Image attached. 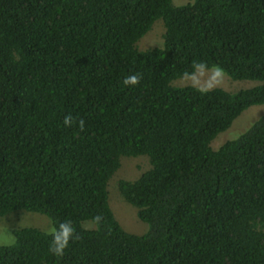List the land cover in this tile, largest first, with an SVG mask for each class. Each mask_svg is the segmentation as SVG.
<instances>
[{"label":"trees","instance_id":"obj_1","mask_svg":"<svg viewBox=\"0 0 264 264\" xmlns=\"http://www.w3.org/2000/svg\"><path fill=\"white\" fill-rule=\"evenodd\" d=\"M160 19L161 44L140 49ZM198 61L261 83H171ZM258 104L264 0H0V218L40 212L75 237L57 256L52 232L17 227L0 264H264V114L211 145ZM138 155L150 168L118 187L143 234L122 226L108 188Z\"/></svg>","mask_w":264,"mask_h":264},{"label":"rangeland","instance_id":"obj_2","mask_svg":"<svg viewBox=\"0 0 264 264\" xmlns=\"http://www.w3.org/2000/svg\"><path fill=\"white\" fill-rule=\"evenodd\" d=\"M175 3H184L188 0H174ZM164 24L162 20H157L152 28L139 40L138 47L146 49L158 46L162 42ZM212 73L205 70L202 74L196 73V84L200 88L207 87L213 83V87H223L230 91H237L243 88L253 87L260 84L258 80H233L223 72L221 78L217 81H211ZM175 86L194 85L193 80L183 76L174 79L171 82ZM212 87V88H213ZM264 114V104L250 106L243 111L226 130L219 133L212 141L211 145L217 149L225 141L234 138L243 132L250 124ZM151 166L147 155L123 156L120 167L114 173L109 181V202L122 226L129 232L143 234L148 230V224L142 221L137 214V208L129 203L121 194L118 182L121 179H136ZM91 226V223H87ZM35 226L47 232H53L54 226L51 219L40 212L28 210H16L0 218V244H11L15 241L14 229L17 227Z\"/></svg>","mask_w":264,"mask_h":264},{"label":"clouds","instance_id":"obj_3","mask_svg":"<svg viewBox=\"0 0 264 264\" xmlns=\"http://www.w3.org/2000/svg\"><path fill=\"white\" fill-rule=\"evenodd\" d=\"M192 67H193V71L191 73L185 72L183 75L186 78L192 79L194 86H195L196 80H197V77H196L197 72H200L202 74L205 70L210 71L212 73V75L210 77L211 81H217L223 75V70L221 68L216 67V66L209 67L206 64V62H204V61L196 62L193 64ZM139 79H140V77L138 75H135V74L129 75V76H126L124 78L123 84L124 85H135L139 82ZM213 86H214L213 83H209L207 85V87L199 88V90L201 92H206V91L211 90V88ZM70 123H71V118L65 117L64 124L66 126H68V125H70ZM83 126H84V121L81 120L80 121L81 129H83ZM96 220L99 221L100 217L97 216ZM74 238H75L74 237V230H73L71 224L67 223V222L61 223L58 228L53 229L52 242H51L49 250L57 256H62L65 249L67 248V246L69 244V241L71 239H74Z\"/></svg>","mask_w":264,"mask_h":264}]
</instances>
